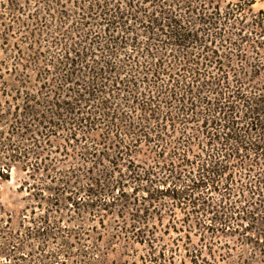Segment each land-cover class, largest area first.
I'll return each mask as SVG.
<instances>
[{
	"label": "trees",
	"instance_id": "obj_1",
	"mask_svg": "<svg viewBox=\"0 0 264 264\" xmlns=\"http://www.w3.org/2000/svg\"><path fill=\"white\" fill-rule=\"evenodd\" d=\"M261 1L0 0V181L43 209L0 264H264ZM82 214L111 234L51 238Z\"/></svg>",
	"mask_w": 264,
	"mask_h": 264
},
{
	"label": "rangeland",
	"instance_id": "obj_2",
	"mask_svg": "<svg viewBox=\"0 0 264 264\" xmlns=\"http://www.w3.org/2000/svg\"><path fill=\"white\" fill-rule=\"evenodd\" d=\"M252 9L254 11L257 10H264V0L261 2H256ZM24 178V173L20 171H16L14 169L11 170L9 179L7 181H0V247L5 248L10 241V238L13 236L15 232L22 231V226L30 225L29 220L36 219L38 215L43 211V209L37 208L36 204L32 202L28 194L25 191H20L18 188L21 184L22 179ZM31 212H34V214H31ZM7 218H11L9 224H7L6 220ZM25 218V222H23V219ZM109 218V217H108ZM114 218V217H110ZM168 217H163L162 219V226L165 227L168 223ZM172 218L176 220H181L182 215L179 213H176ZM59 220V224L57 226L63 227L65 226V229H57L53 228L50 230V236L51 238H58L59 236L63 235H70L72 238H84L87 235H90L92 237H95L99 234H106V238L109 234H111V227L109 223H105L107 225V228L102 231L101 229H98L96 232L92 231V226H95L96 223H93L89 220L88 216L86 214H82L73 218L63 216L62 218H57ZM22 225V226H21ZM98 226V225H96ZM179 227L178 225H176ZM186 232V231H184ZM182 232L173 231L172 229H169V236L175 237L177 235H182ZM193 233H190L191 238L193 239V242H195V238L192 235ZM163 238L165 241L167 240V236L163 235ZM106 240V239H105ZM105 242V241H104ZM103 242V244H104ZM79 246L83 248L82 246H87L84 242L80 241L78 245H75V247H72L70 250L66 251L63 249L62 253H59L58 258H64L66 260L65 264H84L86 263L85 259L82 258L80 252L78 251ZM59 247V245L56 244V242H53L49 244L48 250H56ZM6 249V248H5ZM101 251L97 252V254L104 253V248L100 249ZM107 253V263L108 264H131V262L137 261L136 256L141 254V248L140 246L133 245V249L129 250L127 253L128 255H121V251L118 249L111 248ZM135 251V252H132ZM25 259L20 262V264H56L48 263L47 260L42 261V258L40 257L38 250H37V243H30V246L25 248L23 251ZM66 252H69L71 255L66 254ZM27 253L32 255H26ZM95 253V252H94ZM69 255V258L66 259ZM65 256V257H63ZM88 256H91V254H88ZM61 260V259H60Z\"/></svg>",
	"mask_w": 264,
	"mask_h": 264
}]
</instances>
